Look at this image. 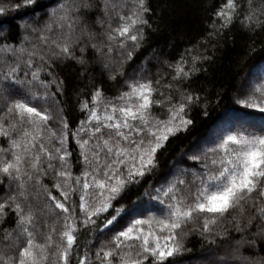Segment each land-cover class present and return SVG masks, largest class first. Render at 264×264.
I'll return each mask as SVG.
<instances>
[{"label":"snow or ice","instance_id":"1","mask_svg":"<svg viewBox=\"0 0 264 264\" xmlns=\"http://www.w3.org/2000/svg\"><path fill=\"white\" fill-rule=\"evenodd\" d=\"M36 7L0 3V14L29 17L18 42H0V264H168L193 234L223 248L216 264H264L254 254L264 244V119L247 111L187 156L195 166H170L151 210L138 211V201L114 207L158 169L169 140L194 124V108L208 115L210 101L191 87L212 60L200 45L215 52L211 41L237 21L246 32L264 30V0H222L210 31L164 60L167 71L130 76L123 69L145 40L148 0H51L32 17ZM66 61L81 77L93 79L98 67L101 77L123 80L115 96L103 82L90 98L78 93L83 118L74 128L59 99L66 82L54 72ZM235 103L264 113V72L246 79Z\"/></svg>","mask_w":264,"mask_h":264},{"label":"trees","instance_id":"2","mask_svg":"<svg viewBox=\"0 0 264 264\" xmlns=\"http://www.w3.org/2000/svg\"><path fill=\"white\" fill-rule=\"evenodd\" d=\"M20 2L21 0H0V3L4 4ZM36 2L40 7H36L35 12L31 13L32 17L51 6V0ZM221 2L222 0H148L151 11L146 17L149 26L145 28V40L134 50L133 58L124 65V72L130 76L134 71L139 72L142 67L149 69L153 75L158 68L167 71V68L163 67V61H175L185 49L201 42L210 31L208 25L211 23L212 13ZM24 11L20 10L21 13ZM28 18L14 10L0 14V42L3 40L18 42L20 34L18 25L22 19ZM211 44L216 45L215 52L212 51L210 44L200 45L202 48H208L207 55L212 56V60L202 65L207 71L197 73L191 82V87L194 90L200 89L201 95L210 101L207 106L208 115L203 116L199 107L194 108L192 111L194 124L186 133H180L169 140L167 147L159 154L158 169L147 175L141 183L132 186L114 203V207L121 204L125 207H135L134 202L138 201V211L151 210L155 202L150 197L155 195V187L163 182L170 166L174 162L177 167L195 166L187 160V156L201 147L203 141L210 139L219 125L238 118L244 111L251 113L256 122L264 119V113L243 109L235 103L236 93L246 79L260 75L255 72L256 70H264V30L246 32L237 21L218 39L211 41ZM80 71V67L73 61H66L54 69L55 74L66 82L65 95L59 99L63 101L61 106L65 108L64 115L71 122L72 128L83 118V114L78 110V93L88 94L90 98L91 89L103 82L105 95L115 96L121 90L123 82L122 78L109 81L106 75L101 77L98 67L90 71L89 75L93 77L91 80L88 76L81 77ZM44 78L50 79L47 76ZM52 90L55 91V88ZM45 183L48 181L45 180ZM2 193L3 187L0 186V194ZM11 222L10 216L5 226ZM110 234L108 233L109 236ZM81 235L84 243L92 239L87 232ZM105 238L107 237H99L96 244ZM186 248L188 251L170 258L168 264H216V261L224 258L223 248L217 251L215 245H211L208 239L198 234H193L187 239ZM254 254L264 255V244L259 245Z\"/></svg>","mask_w":264,"mask_h":264},{"label":"rangeland","instance_id":"3","mask_svg":"<svg viewBox=\"0 0 264 264\" xmlns=\"http://www.w3.org/2000/svg\"><path fill=\"white\" fill-rule=\"evenodd\" d=\"M255 72H257L258 74H261L262 72H264V70L259 69V70H256ZM153 195H154V194H153Z\"/></svg>","mask_w":264,"mask_h":264}]
</instances>
